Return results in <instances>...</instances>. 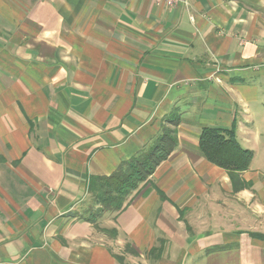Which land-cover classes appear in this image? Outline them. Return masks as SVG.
<instances>
[{
	"label": "crops",
	"instance_id": "0c3cea01",
	"mask_svg": "<svg viewBox=\"0 0 264 264\" xmlns=\"http://www.w3.org/2000/svg\"><path fill=\"white\" fill-rule=\"evenodd\" d=\"M183 1L0 0V264H264V0ZM172 113L149 181L80 219ZM205 128L253 153L243 188Z\"/></svg>",
	"mask_w": 264,
	"mask_h": 264
},
{
	"label": "trees",
	"instance_id": "16d2710c",
	"mask_svg": "<svg viewBox=\"0 0 264 264\" xmlns=\"http://www.w3.org/2000/svg\"><path fill=\"white\" fill-rule=\"evenodd\" d=\"M178 123L179 116L172 113L164 120L162 133L151 150L123 163L109 177H90L87 185L90 203L80 219L94 225L104 214L123 209L130 196L149 181L155 169L174 151ZM198 141L204 159L225 170L235 190L243 188L239 177L249 168L253 153L242 150L232 134L218 128H205Z\"/></svg>",
	"mask_w": 264,
	"mask_h": 264
},
{
	"label": "built area",
	"instance_id": "2783aa9c",
	"mask_svg": "<svg viewBox=\"0 0 264 264\" xmlns=\"http://www.w3.org/2000/svg\"><path fill=\"white\" fill-rule=\"evenodd\" d=\"M156 2H164L166 3L168 6H170L171 8L179 5V4H183L184 6H186L187 4L183 1V0H154Z\"/></svg>",
	"mask_w": 264,
	"mask_h": 264
}]
</instances>
